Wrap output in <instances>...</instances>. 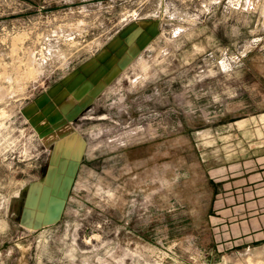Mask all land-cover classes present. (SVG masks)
<instances>
[{"label":"rangeland","instance_id":"rangeland-1","mask_svg":"<svg viewBox=\"0 0 264 264\" xmlns=\"http://www.w3.org/2000/svg\"><path fill=\"white\" fill-rule=\"evenodd\" d=\"M257 154L264 0H0V264H264L210 219Z\"/></svg>","mask_w":264,"mask_h":264},{"label":"crops","instance_id":"crops-1","mask_svg":"<svg viewBox=\"0 0 264 264\" xmlns=\"http://www.w3.org/2000/svg\"><path fill=\"white\" fill-rule=\"evenodd\" d=\"M74 75L68 76L58 85L67 83L72 86L71 88L76 87V90L84 88V92H92L90 91L92 88L90 81L82 83L77 80L71 81L76 77ZM100 88L101 86L98 87V89ZM86 106L87 104L84 107ZM208 178L217 187V191L219 190L216 195L218 198L214 200L213 215L210 216L211 223L222 227L236 224L231 228L234 237L241 234L255 235L256 240L263 239L264 155L257 154L254 160L228 162L211 168L208 171ZM222 233L225 238L228 237L225 230ZM214 234L217 243L220 244L219 233L215 231ZM249 239L250 237L247 240Z\"/></svg>","mask_w":264,"mask_h":264},{"label":"bare ground","instance_id":"bare-ground-1","mask_svg":"<svg viewBox=\"0 0 264 264\" xmlns=\"http://www.w3.org/2000/svg\"><path fill=\"white\" fill-rule=\"evenodd\" d=\"M24 253H25V250H23L22 257H21V259L19 261V264H24V262H25Z\"/></svg>","mask_w":264,"mask_h":264}]
</instances>
